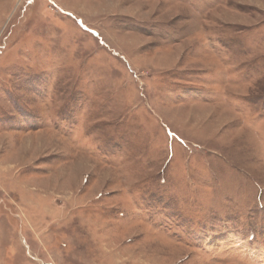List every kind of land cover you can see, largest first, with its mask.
Listing matches in <instances>:
<instances>
[{
	"label": "rangeland",
	"instance_id": "obj_1",
	"mask_svg": "<svg viewBox=\"0 0 264 264\" xmlns=\"http://www.w3.org/2000/svg\"><path fill=\"white\" fill-rule=\"evenodd\" d=\"M0 264H264V0H0Z\"/></svg>",
	"mask_w": 264,
	"mask_h": 264
}]
</instances>
